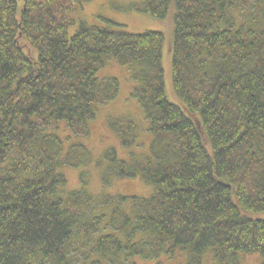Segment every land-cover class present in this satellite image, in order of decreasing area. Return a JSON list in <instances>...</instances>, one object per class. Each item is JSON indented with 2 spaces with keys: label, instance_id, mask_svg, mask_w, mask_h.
I'll list each match as a JSON object with an SVG mask.
<instances>
[{
  "label": "trees",
  "instance_id": "16d2710c",
  "mask_svg": "<svg viewBox=\"0 0 264 264\" xmlns=\"http://www.w3.org/2000/svg\"><path fill=\"white\" fill-rule=\"evenodd\" d=\"M85 1L0 0V264H137L178 251L186 264L207 253L264 264V0H144L138 11H172L169 42L111 20L69 35ZM111 62L127 71L153 139L129 161L108 150L102 185L139 177L145 197L95 195L84 169L68 189L62 170L86 152L71 138L63 151L58 124L87 135L118 94L116 78L99 77ZM124 120L107 126L129 146Z\"/></svg>",
  "mask_w": 264,
  "mask_h": 264
},
{
  "label": "rangeland",
  "instance_id": "374dc122",
  "mask_svg": "<svg viewBox=\"0 0 264 264\" xmlns=\"http://www.w3.org/2000/svg\"><path fill=\"white\" fill-rule=\"evenodd\" d=\"M143 2L144 0H90L82 2V6H77L71 14L73 24L69 27V35L76 30L80 22L87 25L102 26L106 23V20H111L124 25L125 29L131 33H142L145 30L161 31L165 35L166 41L169 42L173 32L172 11L169 10L165 17L158 18L151 13L138 11L141 10ZM163 65L167 96L171 101L178 102L171 84L170 54L167 44L164 46ZM99 77L116 78L118 81V94L115 99L98 109L96 118L88 123L87 135L81 139L77 135L72 137L65 125L58 124V134L63 141V151H65L69 138H71L82 143L86 152L82 158H71L72 162L79 163L78 168L70 166L71 164L62 165L67 180V188L79 186L78 172L80 169H84L87 188L95 195H100L106 190L107 193L112 195L148 196L152 191L151 186L139 177L114 178V180L110 179L108 185H102L100 164L104 165L105 160H107L103 158L105 153L108 150H114L115 152H113L118 159L126 161H129L132 154L135 157H143L149 153L153 134L148 129V122L144 117L143 110L138 102L130 97L131 83L124 67L111 62L106 68L99 71ZM109 118L117 119V122L114 121V123H117L116 126L123 125L121 122L125 121L124 118L134 121L133 135L135 140L133 144L129 146L122 144L118 135L107 126ZM262 217H264V214H262ZM188 258L189 256L185 251H178L175 255H161L145 262L137 258L136 262L137 264H186ZM237 260L239 264H260L262 257L259 254L239 253ZM203 262L204 264H219L212 253L205 254Z\"/></svg>",
  "mask_w": 264,
  "mask_h": 264
}]
</instances>
